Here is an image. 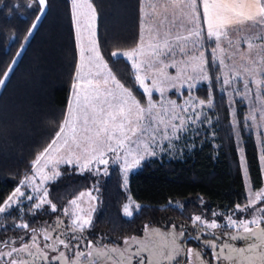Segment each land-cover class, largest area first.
Listing matches in <instances>:
<instances>
[{"label": "trees", "instance_id": "obj_1", "mask_svg": "<svg viewBox=\"0 0 264 264\" xmlns=\"http://www.w3.org/2000/svg\"><path fill=\"white\" fill-rule=\"evenodd\" d=\"M91 1L98 13V39L105 61L116 79L145 102L131 62L123 56L114 61L112 53L139 44L146 0ZM35 5L36 0H0V79L5 81L0 85V204L32 173L36 157L55 139L76 78L78 47L71 0H48L47 13L29 38ZM199 9L210 81L198 87L196 94L213 102L202 120L175 141L174 155L168 150L147 159L132 174L129 185L119 163L98 174L66 164L49 184V200L58 208L93 191L97 206L86 226L90 237L99 235L112 242L142 235L147 225L193 224L204 213L210 218L232 216L236 205L248 200L245 162L253 190L264 187V153L249 120V106L244 98L217 85L200 5ZM129 204L131 217L124 211ZM30 208L23 214L13 210L0 222V240L27 234L51 219L47 210L33 215ZM18 215L30 228L12 222Z\"/></svg>", "mask_w": 264, "mask_h": 264}, {"label": "snow or ice", "instance_id": "obj_2", "mask_svg": "<svg viewBox=\"0 0 264 264\" xmlns=\"http://www.w3.org/2000/svg\"><path fill=\"white\" fill-rule=\"evenodd\" d=\"M72 4L74 5L73 22L76 25L77 40L79 41L77 45L79 48V64L76 71L78 80L72 85L73 89L76 90V111L73 112L71 107L69 108L71 120L66 119L64 121V124L56 133L55 139L36 157L33 163L35 174L41 176L40 184H44L49 179L55 180L59 177L60 173L55 169L60 163H65L69 166L75 163V166L79 167L81 172L91 170L96 165L107 166L110 159L108 153H112L115 159H123V171L127 173L130 169L140 166L145 160L146 155H155L154 150L149 151V149L156 141V134H160L163 139L171 140L173 136L169 135V128L173 133H178L185 130L188 123L199 119L198 115L188 116L187 118L181 116L176 112V102L171 100L168 101V108H165L161 104V112H154L156 105L152 101L153 88L163 95L165 91L164 82L153 78V88H149L145 85L144 81L149 78L150 72L155 69L157 63H163V61H157L155 56H169L173 54L174 49L167 39L164 40L163 45H150L154 52L152 55H148L143 61L138 62L134 59L135 57L144 55L142 46L138 45L136 48L122 54L123 57L133 61L132 66L136 69L137 73L135 79L140 82V86L148 96L147 106H142L140 101L133 96L128 88L124 87L116 79L111 71L106 76L102 75L99 71L100 67L107 69L108 64L104 62V58L99 51V46L93 39L95 36V31L93 30L94 21L96 19V9L93 3L89 2V0H82V2L81 0H72ZM177 4H181L183 8L188 10V19L193 24L195 20L200 19L198 0H172L173 7H176ZM29 7L31 8L33 5L30 4ZM47 7L48 0H36L34 11L35 22L31 25V31L28 34L29 38L39 26L44 15H46ZM202 7V16L204 22L207 24V38L209 40L215 38L218 42L222 35L226 36L228 34L226 30L229 27L237 25H247L248 28H256L264 31V0H202ZM141 27L143 28V24ZM82 29L88 32V47H85L82 42ZM189 32L197 37H202L203 35L202 29L197 31L189 29ZM177 39L187 40L188 37H177ZM217 47H219L218 43ZM251 47L252 45H249V48ZM112 57L114 61L121 59V56L116 52L112 53ZM202 58L203 52L200 53V59ZM14 63L15 61H13V65ZM142 65L145 66L143 69ZM93 66L96 67V71L92 70ZM163 66L175 67L176 65L163 64ZM84 69H87V71H84ZM142 70L144 71V75L139 74ZM159 71L162 73V69H159ZM164 75L166 76V74ZM200 75L203 76L202 69ZM196 78V76L186 77L189 80H195ZM171 79H178V77ZM109 80L113 83V88L111 89L106 87ZM4 82L3 79H0V85ZM225 83H228V81L226 80ZM253 83L256 85L257 98L264 96V73H261L259 79L253 80ZM102 87L103 91L101 90ZM188 87L191 89L195 85L189 83ZM244 87L248 91H251L247 82H245ZM245 96H247V91L245 92ZM197 104L204 105L205 101H197L195 97H192L189 106L195 108ZM208 106H212L211 99L208 101ZM181 111L187 112L188 109L182 107ZM169 112H171V115L165 121L162 113L167 114ZM157 116L161 117L158 123L164 124V130L161 132L157 125L154 129V134L148 136V129L156 123L155 117ZM251 119L255 120L256 117L253 116ZM261 119L264 120V116ZM261 135L264 137V132ZM141 137L147 138L150 142L141 144ZM175 138L178 139L179 137L176 136ZM73 146L80 150L82 155H76V153L72 152ZM63 149H67L65 155L53 157V153H60ZM73 156L75 157V161L73 160ZM262 159H264V156H262ZM42 161L43 164L41 163ZM49 163L53 165L50 177L43 172L44 167ZM38 165L40 167L37 168ZM243 166L246 168V162ZM96 171L99 172L100 169L96 168ZM103 171L107 172V167ZM30 182L31 178H26V181L21 182V186H17L7 196L3 204H0V214L10 216L14 209L17 212H21L20 205L24 204L25 201H31L30 211L35 215V210H39L45 203H49L47 199L49 192L46 187L42 191L39 185L32 183V191L35 195L28 194L22 190V187L27 188ZM249 191L252 192V195L248 198L247 203L243 206L237 204L235 211L249 213V209L251 208V213L248 216H241L238 220L229 216L228 227L238 229V233L231 234L232 240H242L246 245L251 247L250 242L253 239L264 241V206L255 207L257 203H264V192H253L251 189ZM81 195L84 194L81 193ZM89 196L91 197L90 193ZM91 198L94 199V197ZM71 204L77 205V200L73 199ZM51 210L56 211L54 204L51 205ZM124 211L131 216L132 213L127 207H125ZM65 215H70L67 209H65ZM71 215L74 217L72 219V225L69 226L72 229V236L65 238L64 232H60L56 236H50L48 233H45L44 240L46 243L38 247L35 252H33L32 247L28 244L20 247H12L11 241L3 240L0 243L8 247V251L0 252V255L10 258L7 264H30L28 259L22 255L25 252H27L28 256H39L41 264H49L50 260L54 261L55 264H81L80 257L85 256L92 264H96L95 257L90 252H75V259H73V257L67 256L61 250L67 249L71 251L74 247H78V240L75 245L72 243L73 240H76V233L83 232L84 228L90 225V215L87 219L75 213ZM200 219L199 216L196 217L197 221ZM18 227L28 229L30 225L22 223ZM207 227L216 229L218 225L216 222H211L207 224ZM241 229L242 235L239 234V230ZM48 231L52 232L54 229L49 228ZM31 232L32 235L30 238L32 244L35 245L37 229L32 228ZM80 239H83V237L81 236ZM47 241H52V243L49 244ZM91 243V241L88 242L89 247H91ZM208 246L212 248L216 247L211 242H209ZM49 251L56 252L57 255L49 257L47 255ZM112 251L116 252L118 249H112ZM224 251V248L220 249V252ZM240 251H243V249L241 248ZM189 252L191 253V250ZM214 259H219V252ZM139 264H144L143 260H140Z\"/></svg>", "mask_w": 264, "mask_h": 264}, {"label": "rangeland", "instance_id": "obj_3", "mask_svg": "<svg viewBox=\"0 0 264 264\" xmlns=\"http://www.w3.org/2000/svg\"><path fill=\"white\" fill-rule=\"evenodd\" d=\"M82 2V0H81ZM89 2L92 3L91 0ZM94 6V5H93ZM95 7V6H94ZM71 8L72 13L74 10V5L71 0ZM96 9V8H95ZM200 12V9H199ZM144 32L142 35V39L139 41V46H142L144 49V55H140L135 57L134 59L139 61H143L146 59L148 55H152L154 50L150 47L153 44L163 45L165 39H167L174 49L173 54L169 56H155L157 61H163V63H157L155 65V69L150 72L149 78L145 79L144 83L149 88H153L152 79L155 78L158 81L164 82L165 91L163 95L160 92L155 91L153 88L152 93V101L155 103L156 108L154 112H161V104L164 105L165 108H168V101L176 102V112H178L181 116L187 118L188 116L198 115L199 119L194 122H190L187 124L186 129L191 124H198L202 118L205 116L208 109V101L204 100L200 96L196 94V90L198 87L202 86L204 83H208L210 81L209 76V64L206 60V42L202 37H197L196 35L189 32V29H193V31L201 30L202 22L201 18L195 20L193 24L190 19H188V10L183 8L181 4H177L176 7L172 6V0H146V8H145V20H144ZM75 27V36L77 45L79 41L77 40L76 34V25ZM95 36L93 39L97 42L99 46V51L101 56L103 54L100 49L99 39H98V13L96 11V19L94 21V29ZM83 44L85 47H88V32L87 30H83ZM187 36L188 39H177V37ZM209 43V40H208ZM137 45V46H138ZM210 48V43L208 44ZM136 46V47H137ZM78 47V46H77ZM135 47V48H136ZM130 51V50H127ZM126 52V51H124ZM124 52H116L118 55L123 56ZM203 52V58L200 59V53ZM210 54L212 57V52L210 50ZM104 58V57H103ZM126 58V57H125ZM195 58V59H194ZM127 59V58H126ZM133 65V61L129 60ZM212 61L214 59L212 58ZM222 61V60H221ZM104 62L107 63L104 59ZM78 64H79V48H78ZM163 64H175V67H164ZM145 66L142 65V69ZM215 80L219 87H226L227 91H233V94H237L239 98H244L246 104L249 106V120L252 124L253 129L255 130L259 142L261 153H264V137H262L261 133L264 132V120L261 119L264 116V96L257 98L256 96V85L251 84L253 80L259 79L261 73H264V60L261 59H251L248 57L243 58H233L226 59L222 62H213ZM162 69V73L159 71ZM201 69L203 70V76L200 75ZM93 71H96V67L93 66ZM87 71V69H84ZM99 71L102 75L106 76L109 71H111L108 66L107 69L100 67ZM136 71V69H135ZM113 74V72L111 71ZM137 74V73H136ZM140 75H144V71L142 70ZM166 74V76L164 75ZM114 75V74H113ZM196 76L195 80L186 79V77ZM178 79H171L177 78ZM6 80V79H5ZM78 78H75L76 83ZM228 83H225V81ZM138 81V80H137ZM248 83L251 91L245 89L244 84ZM192 83L195 85L194 88L189 89L188 84ZM122 84V83H121ZM138 85L140 89L143 91V88L140 86V82L138 81ZM174 85V86H173ZM0 86V91H1ZM107 88H113V83L109 80ZM125 87V86H124ZM127 88V87H126ZM103 91V87L101 89ZM130 90V89H129ZM131 91V90H130ZM247 91V96H245V92ZM132 92V91H131ZM145 95V102H141L133 93V96L140 101L142 106H147L148 104V96L143 91ZM195 97L198 100H204V105L197 104L195 108L190 107L191 98ZM188 102V103H186ZM211 102L213 100L211 99ZM71 107L72 111H76V90L73 89L70 97L69 106L67 109L66 119L71 120V116L69 114V108ZM187 108V112H182L181 108ZM171 115V112L167 114H163V119L167 121ZM255 116L256 119L253 120L251 117ZM160 116L155 117L156 123L153 124L151 128L148 129V136L154 134V129L159 127L160 131L163 132L164 124H159ZM183 130L178 133H173L169 128V135L173 136V139L166 140L161 137L160 134H156V141L152 144V147L149 151L155 152V155H146L144 161L154 157H161L166 154V151L171 153V150L175 148V141L181 138V135L186 131ZM67 131V128H66ZM178 136L179 138H175ZM150 141L145 137H141L140 143L147 144ZM168 149L165 148V146ZM67 149H63L60 153H53V157L59 155H65ZM72 152L76 153V155H82L80 150L76 149L75 146L72 148ZM174 155L173 153H171ZM109 156V164L107 166L104 165H96L91 170H84L83 172H90L92 174L98 173H106L103 171L105 167H107V172H109L112 166L116 163L121 164L123 168V159H115L112 153H108ZM73 160L75 161V157L73 156ZM143 161V162H144ZM140 166L134 167L130 169L125 174V182L126 185H129L131 176L134 172H136L143 164ZM43 164V161L41 162ZM262 163L264 165V159H262ZM66 165L65 163H60L56 166V171L61 174L62 166ZM75 165V163L73 164ZM40 167L39 165L37 168ZM53 168L52 163H49L46 167H44V174L51 176V170ZM96 168H99L100 171L97 172ZM264 171V167H263ZM244 174L246 179V185L248 190V198L252 195L251 189L255 192L251 185V180L249 178L247 167H244ZM60 176V175H59ZM31 178V182L27 188H23L22 190L28 194H33L32 191V183H35L41 187V190L46 187L49 192V184L54 180L49 179L44 184H40L41 176L39 174H35L34 169L27 178ZM58 178V177H57ZM56 178V179H57ZM55 179V180H56ZM26 181V179L24 180ZM23 181V182H24ZM21 186V185H20ZM260 192H264V187ZM91 194V198L89 196ZM84 195H80L77 199V205H72L71 202L67 204L65 207L58 208L56 207V211L51 210L52 203L49 200V203H45L43 207L39 210H47L51 214V219L44 222V225L37 229L36 232V244H32L31 235L32 232L27 234H22L17 237L8 236L4 240L11 241L12 247H20L24 244H28L32 247L33 252L37 250L38 247L43 246L46 241L44 240L45 233H48L50 236H56L60 232L65 233V238L72 236V229L69 227L72 225V219L74 218L71 214L75 213L78 216H82L85 219L89 217V215L93 216V213L97 206L96 195L93 191L88 190L83 192ZM38 202V201H37ZM31 201H25L24 204L20 205L22 209L21 213L23 214L26 211L27 207H31ZM264 203H257L255 207H262ZM128 210L132 213L131 204L127 206ZM65 209L68 210L70 215H65ZM15 210V209H14ZM252 210V209H251ZM251 212V211H250ZM204 213V212H203ZM247 213H241L239 211H235L231 217L233 219H239L241 216H248ZM127 216H129L126 213ZM6 214H0V222L3 219H8ZM129 216V217H131ZM201 219L193 222V224L178 222L173 223L170 226L160 225L153 226L147 225L145 227L144 233L142 235H133L126 237L122 240L116 241H108L103 236L90 237L89 233L86 232V227L83 232L76 233V240H73L72 243L75 245L77 240L79 241V246L74 247L71 251L67 249H61L65 252V254L69 257H73L75 259L74 253L78 251H82L85 253H92L95 257L96 264H139L140 260H143L144 264H264V241H258L253 239L249 245H246L242 240H232L231 234L238 233V229L235 227H228L229 220L228 217H221L217 214L212 218L207 217V215L200 214L198 215ZM19 218H15L12 222L17 223V226L25 223L22 220L23 215H18ZM62 221V223H61ZM91 221V220H90ZM216 222L218 227L216 229H210L207 227L208 223ZM255 227V226H253ZM49 228H53L54 231L49 232ZM239 234L242 233V229L239 230ZM83 239H80V237ZM29 238L28 241H25ZM194 239L200 245L196 243L188 244V241ZM197 239V240H196ZM3 241V240H0ZM91 241V247H89L88 242ZM190 242V241H189ZM209 242L216 245L215 248L209 247ZM47 243L51 244L52 241H47ZM187 244V247H186ZM224 248V252H220V249ZM243 251H240V249ZM112 249H118V251L113 252ZM191 250V253L189 252ZM8 247L4 244L0 243V252H7ZM219 252V259H214L216 254ZM25 256L30 264H41V260L39 256H28L27 252L22 254ZM49 257L57 255L56 252L49 251L47 253ZM10 258L7 256L0 255V264H7V261ZM81 264H92L88 258L80 257ZM49 264H55L54 261H49Z\"/></svg>", "mask_w": 264, "mask_h": 264}, {"label": "crops", "instance_id": "obj_4", "mask_svg": "<svg viewBox=\"0 0 264 264\" xmlns=\"http://www.w3.org/2000/svg\"><path fill=\"white\" fill-rule=\"evenodd\" d=\"M199 5L203 10L202 0H200ZM205 25L207 32V24L205 23ZM226 31L228 34L222 35L218 42L215 38L208 39L212 58L215 62L248 57V55L254 60H264V31L248 28L247 25L229 27ZM217 43L219 47H217ZM249 45L252 47L249 48Z\"/></svg>", "mask_w": 264, "mask_h": 264}, {"label": "water", "instance_id": "obj_5", "mask_svg": "<svg viewBox=\"0 0 264 264\" xmlns=\"http://www.w3.org/2000/svg\"><path fill=\"white\" fill-rule=\"evenodd\" d=\"M186 247H187V244H186Z\"/></svg>", "mask_w": 264, "mask_h": 264}]
</instances>
